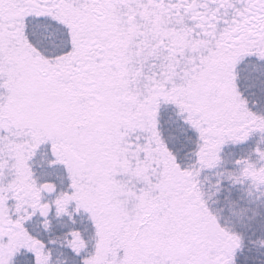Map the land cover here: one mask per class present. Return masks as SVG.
Instances as JSON below:
<instances>
[{"label":"snow or ice","instance_id":"obj_1","mask_svg":"<svg viewBox=\"0 0 264 264\" xmlns=\"http://www.w3.org/2000/svg\"><path fill=\"white\" fill-rule=\"evenodd\" d=\"M0 264H264V0H0Z\"/></svg>","mask_w":264,"mask_h":264}]
</instances>
